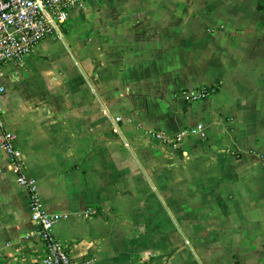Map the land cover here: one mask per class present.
<instances>
[{
  "label": "crops",
  "instance_id": "0c3cea01",
  "mask_svg": "<svg viewBox=\"0 0 264 264\" xmlns=\"http://www.w3.org/2000/svg\"><path fill=\"white\" fill-rule=\"evenodd\" d=\"M0 82L76 260L264 264V0H95ZM200 124L180 149L149 137ZM37 230L0 148V264H41Z\"/></svg>",
  "mask_w": 264,
  "mask_h": 264
},
{
  "label": "built area",
  "instance_id": "2783aa9c",
  "mask_svg": "<svg viewBox=\"0 0 264 264\" xmlns=\"http://www.w3.org/2000/svg\"><path fill=\"white\" fill-rule=\"evenodd\" d=\"M95 0H0V74L2 67L11 61L23 59L34 47L47 37L60 32L74 13L87 10ZM6 87L0 82V148L11 158L18 171V183L29 192L31 219L38 227L39 239L44 244L41 264H91L89 260H76L67 245L55 235V225L62 218L50 212L44 205L37 186L23 172L20 151L15 145V132L4 117L3 99ZM205 91L191 95L195 101L205 97ZM203 125L183 130L173 137L161 131H150L152 142H161L174 149H180L183 142L196 134H203ZM148 262L153 254L145 255Z\"/></svg>",
  "mask_w": 264,
  "mask_h": 264
}]
</instances>
